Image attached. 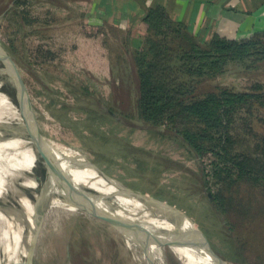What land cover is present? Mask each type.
I'll return each mask as SVG.
<instances>
[{
	"label": "rangeland",
	"instance_id": "obj_1",
	"mask_svg": "<svg viewBox=\"0 0 264 264\" xmlns=\"http://www.w3.org/2000/svg\"><path fill=\"white\" fill-rule=\"evenodd\" d=\"M109 10L89 0H0V43L19 68L41 133L107 179L183 212L230 264H264V181L227 187L212 176L211 155L197 157L165 127L138 116L131 52L145 27H128L119 10ZM247 65L227 64L223 73L194 83V94L224 88L264 94V60ZM15 89L12 77L0 74V108L26 125ZM251 119L252 130L236 149L264 162V109H254ZM34 173L44 180L40 157ZM220 197L233 206H219ZM15 225L28 259L37 211L20 214ZM164 256L166 264H179L170 250ZM32 262L142 264L139 250L129 249L110 224L59 207L44 208Z\"/></svg>",
	"mask_w": 264,
	"mask_h": 264
},
{
	"label": "trees",
	"instance_id": "obj_2",
	"mask_svg": "<svg viewBox=\"0 0 264 264\" xmlns=\"http://www.w3.org/2000/svg\"><path fill=\"white\" fill-rule=\"evenodd\" d=\"M142 19L146 34L134 40L131 52L138 116L165 127L197 157L211 155L212 176L227 187L238 180L264 181L260 156L236 149L252 130L254 109H264V94L226 88L194 94L193 89L198 80L223 73L229 63L254 67L263 61L264 31L240 40L216 33L201 39L159 4L148 6ZM217 202L225 207L226 197ZM226 206L230 209L232 200Z\"/></svg>",
	"mask_w": 264,
	"mask_h": 264
},
{
	"label": "bare ground",
	"instance_id": "obj_3",
	"mask_svg": "<svg viewBox=\"0 0 264 264\" xmlns=\"http://www.w3.org/2000/svg\"><path fill=\"white\" fill-rule=\"evenodd\" d=\"M46 141L68 180L77 187L96 193L95 202L99 207L133 224L140 236L155 240L172 235L167 241L148 247L147 253L155 264H166L165 250H170L179 264H217L186 237L175 239L176 232L202 239L200 230L183 212L123 191L121 185L109 181L69 147L47 138ZM37 160V148L29 127L0 108V264H27L28 259L15 231V221L20 214L23 217L32 208L37 211L35 200L39 184L34 173ZM43 207L85 212L80 204L66 202L54 194L44 202ZM123 237L129 249L139 250L142 264H149L142 242L131 234Z\"/></svg>",
	"mask_w": 264,
	"mask_h": 264
},
{
	"label": "water",
	"instance_id": "obj_4",
	"mask_svg": "<svg viewBox=\"0 0 264 264\" xmlns=\"http://www.w3.org/2000/svg\"><path fill=\"white\" fill-rule=\"evenodd\" d=\"M0 74L9 75L15 82V92L14 98L19 108V111L22 115V118L26 125L29 127L32 138L34 139L38 157H40L43 161V167L45 169V178L42 180L40 176L35 174V179L38 181L39 188L37 189L36 196V206H37V226L36 231L33 237V242L31 244L29 250V257L27 260V264H33V250L34 246L39 234V230L44 217V202L52 195H56L66 202H74L83 206L86 214L95 217L97 219L103 220L110 224L113 228H115L118 232H120L123 236L131 234L137 241L142 242L143 249L145 253H147L148 247L151 245H158L169 238H172V235H166L161 237L160 239H150L147 236L138 235L137 229L133 226V224L124 221L117 216L110 213L107 209L99 207L95 198L98 197L96 193L89 191L87 189L77 187L73 183H71L66 174L61 169L58 161L53 156L52 152L49 149L48 142L46 138L43 136L40 130V125L35 115V111L31 105V102L28 97L27 89L19 68L16 62L13 60L9 52L3 47L0 43ZM94 166V165H93ZM97 169V168H96ZM106 178V177H105ZM113 182L112 180L108 179ZM115 183V182H113ZM123 191H127L141 199L144 200H152L166 206L178 210L177 208L159 200L152 199L145 194H142L139 191L130 190L126 187H121ZM201 238L199 239L197 236L192 234H185L181 232H176L175 239L179 237H186L193 243H196L199 248L203 249L217 264H230L228 261L219 256L213 248L210 246L206 237L202 232H200ZM174 239V238H173ZM147 260L149 264H155L154 259L147 253Z\"/></svg>",
	"mask_w": 264,
	"mask_h": 264
},
{
	"label": "crops",
	"instance_id": "obj_5",
	"mask_svg": "<svg viewBox=\"0 0 264 264\" xmlns=\"http://www.w3.org/2000/svg\"><path fill=\"white\" fill-rule=\"evenodd\" d=\"M89 2L105 7L107 11L113 6V9L119 10V17L126 18L128 27L140 23L145 27L144 32L147 27L142 18L147 7L156 4L165 7L172 18L186 23L201 39L208 40L216 33L221 37L240 40L264 31V0H89Z\"/></svg>",
	"mask_w": 264,
	"mask_h": 264
}]
</instances>
